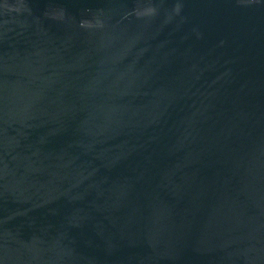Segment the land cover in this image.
Returning a JSON list of instances; mask_svg holds the SVG:
<instances>
[{
	"label": "water",
	"instance_id": "1",
	"mask_svg": "<svg viewBox=\"0 0 264 264\" xmlns=\"http://www.w3.org/2000/svg\"><path fill=\"white\" fill-rule=\"evenodd\" d=\"M0 264H264V0H0Z\"/></svg>",
	"mask_w": 264,
	"mask_h": 264
}]
</instances>
